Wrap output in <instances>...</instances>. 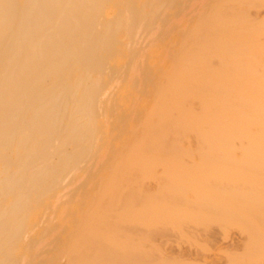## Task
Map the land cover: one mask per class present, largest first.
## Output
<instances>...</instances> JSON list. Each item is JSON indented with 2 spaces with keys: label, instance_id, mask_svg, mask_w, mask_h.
<instances>
[{
  "label": "bare ground",
  "instance_id": "bare-ground-1",
  "mask_svg": "<svg viewBox=\"0 0 264 264\" xmlns=\"http://www.w3.org/2000/svg\"><path fill=\"white\" fill-rule=\"evenodd\" d=\"M170 3L0 0V264H60L63 259L66 264H125L129 253L142 260L147 242L160 264H192L203 244L232 239L217 235L224 221L241 218L250 224L243 231V255L253 247L263 249L264 164L250 171L254 184L232 182L229 167L208 173L196 165L168 167L172 186L158 182L153 190L135 185L136 173L124 165L123 183L103 187L126 210L143 202L130 195H164L171 203L168 218L175 222L156 224L151 233L171 229L189 235L190 245H179V255L172 254L173 243L158 244L151 236L129 249L121 243L116 257L105 246L97 252L94 226L78 200L67 206L60 202L62 179L114 141L117 159L131 146L143 147L134 151L138 159L147 152H189L195 142L200 153L234 156L264 148V20L245 11V0H223L207 26L181 39L178 55L175 36L163 32L164 40H155L145 59L132 45L136 30L144 24L160 27ZM204 44L220 46L218 65L192 60L189 52ZM109 66L126 67L116 77L124 98L104 102L103 86L115 80ZM150 145L156 148L146 149ZM196 171H206L201 182L186 180ZM94 194L91 189L87 205ZM45 216L49 225L44 229ZM50 239L54 245L44 254Z\"/></svg>",
  "mask_w": 264,
  "mask_h": 264
},
{
  "label": "rangeland",
  "instance_id": "rangeland-1",
  "mask_svg": "<svg viewBox=\"0 0 264 264\" xmlns=\"http://www.w3.org/2000/svg\"><path fill=\"white\" fill-rule=\"evenodd\" d=\"M171 2L172 3H170L169 5L171 10L170 8L166 9L165 12H163L164 15L162 14L160 16V19L162 20L160 27L155 24L152 26L144 24L142 25L143 27H140V29L136 30L132 45L133 47L135 46L134 49H136L137 51H141L142 54L144 53L145 59L146 57H149V53L146 52H149V50L152 49L153 45H155L158 40H164V36L166 34H170V32H172V34L175 36L174 49L176 54L178 55L181 39L184 38L188 40V38L193 33L202 30L205 26H207L210 22L212 14L214 13V10H216V8L222 4L223 0H171ZM243 7L245 11L248 10L247 13H249L253 18L258 19V21L264 20V0H245ZM168 17H171V19H169ZM166 19L168 20L167 22L165 21ZM149 29L152 31H150ZM163 32L165 33V35ZM204 45L205 46H203L200 50L189 52L192 60H194L195 62L206 60L214 64L215 66L218 65L220 60L216 56V52L220 49V46L213 45L212 47H208L206 46V44ZM124 69H126V67L124 66H109L108 72L112 73V78L114 77L115 80H113V82L109 85V88L108 85L104 84V92L107 95H104V102L106 99H109L112 96H116L120 99L124 98V93H122L123 89H121L122 83L116 80V77L119 75L118 73H123ZM110 94L111 96H109ZM140 118L141 116L139 115L137 120H139ZM192 144L193 146L188 147V149H191L189 152H181L175 154L174 152H171L165 155H159L155 152L154 155L153 152H147L144 153L143 156H140V159L134 157V151L138 148L143 147L131 146L129 148L127 147V150L129 151L125 153L122 159H117L116 157H114L116 155H113L115 153L113 151L118 149L114 141L109 145L110 147H101V152L94 154V157H89L81 161L78 165L79 167H77L76 170L67 174L62 179L60 183V197L62 196L60 202L67 206L72 200H78L79 204L81 205L83 216L85 215V217H87L94 226V239L96 242L95 244L97 252L101 250L100 248H103V246H105L106 250H108L110 253V257H116L115 254L118 253L120 249L118 248L120 247L119 245L126 246L127 243L128 249L130 244V247L133 248L134 242L136 243L141 237L142 239L143 237L145 239L147 236H151L152 242H156L158 244L165 245L166 243H173L172 245L174 249L172 254L179 255V245H182L184 248L189 247L188 245H190L189 243L191 242V238L189 235L186 236L185 234H182L180 232L178 233L171 229H169L168 232L166 231L167 233H151L152 230L155 229L156 224H165L163 223L165 222V220L168 223L175 222L172 219V221H170V219L168 218L169 214L167 210L171 208V203L163 197L164 195L158 197V199L153 198V196L149 194L142 196L130 195V198H134L135 201L139 199L143 200L142 204H137V206L132 207L130 211L126 210L119 199H117L118 201L113 202L111 199L112 197L109 194H106L108 193V191H103V187L111 185L112 183H117L118 185L123 183L120 170L124 165L131 167V171L133 173H136V176L131 178L134 184L137 186H145L147 190H153L157 186L158 182H161L166 187L172 186L173 182L166 177L168 167L178 168L185 165L206 167L208 169L207 173L210 169H213L215 167L216 169L219 167H229L227 168L228 176L230 177L232 182L238 184H254V182L256 183V181L254 180L255 174L251 173L250 171H253L256 167L264 164V152H261V150L264 148L251 147V152L247 154H242L239 152L234 156L229 153L227 154L219 152L200 153L198 151V149L201 148L199 146L200 143L195 142ZM155 148L156 147H153L151 145L146 146V149L148 150H153ZM176 148L177 147H168V149ZM240 148L242 149L241 146L237 147L238 150H240ZM103 149L104 153H102ZM215 149H220V147ZM106 150L108 151L107 156L105 155ZM255 150H257V152ZM102 154L104 157L101 156ZM109 155L111 158L109 157ZM117 171L119 173H117ZM205 173L206 171L204 172V174ZM204 174L202 172L200 173V171H196V173L187 177L186 180H189L190 182H201L203 179L202 176ZM90 188L95 190V194L94 197H92V203L90 201V204L87 205L86 202L89 197L88 194L90 193ZM256 198L257 197L253 196L250 198V200L255 201ZM83 208H88L89 211L85 213V209ZM262 210L264 211V206ZM48 218V216H45V219L44 217L42 218V221L40 223L41 228L45 229L48 227ZM243 219L244 218H241L239 220L228 219L224 221L222 225L217 228V235L221 239V237L225 233L226 235L230 234L232 239L225 241L218 240L221 241L220 243L203 244V247L202 249H199L198 254H193V257L197 258L193 260L192 264H205L206 259H208L209 261L214 260L213 264H264L263 246V249H261L260 247H253V249L249 251V254L246 255L247 257L243 255L247 249V246H245L244 243L247 237L243 231L248 228L250 229V224L247 223L248 221L245 219L243 221ZM145 223L147 227L145 226ZM148 231L150 232V235L148 234ZM121 243L124 244L122 245ZM147 243L144 246L146 250H149V256L148 254H145L143 256L146 257L144 258L142 256L143 258L141 257L142 260H140V258L137 259L138 255H135V259V256H133L132 253H129V256H131L130 258H132L133 256L132 259L135 260L129 258L126 263L141 264L147 262V264H160L159 259H157L159 255H157V253H152V251L150 252V244ZM46 244L42 248V252L44 251V254L49 252L53 247L54 240L50 239L46 242ZM132 248H130L129 251H131ZM116 249L118 250L115 253ZM252 251L253 253H255L254 255L253 253H250ZM242 256L245 257V259L241 260ZM143 259L145 262H142ZM60 264H66V260L63 259ZM94 264H101L100 260H97ZM173 264L189 263L177 262Z\"/></svg>",
  "mask_w": 264,
  "mask_h": 264
}]
</instances>
